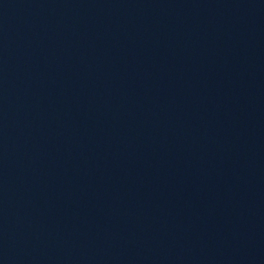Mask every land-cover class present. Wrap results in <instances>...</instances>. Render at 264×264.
<instances>
[{"label": "water", "instance_id": "95a60500", "mask_svg": "<svg viewBox=\"0 0 264 264\" xmlns=\"http://www.w3.org/2000/svg\"><path fill=\"white\" fill-rule=\"evenodd\" d=\"M0 264H264V161L43 0H0Z\"/></svg>", "mask_w": 264, "mask_h": 264}]
</instances>
